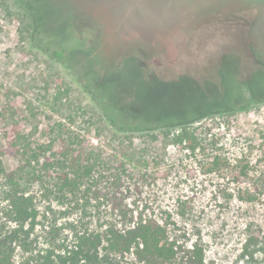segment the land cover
I'll use <instances>...</instances> for the list:
<instances>
[{
    "label": "rangeland",
    "instance_id": "374dc122",
    "mask_svg": "<svg viewBox=\"0 0 264 264\" xmlns=\"http://www.w3.org/2000/svg\"><path fill=\"white\" fill-rule=\"evenodd\" d=\"M32 1L43 35L0 0V145L8 121L41 158L94 163L59 193L55 167L34 180L43 160L5 150V168L30 179L35 249L53 225L68 237L69 226L124 231L149 219L177 252L161 264H199L195 246L202 264H264V251L243 253L249 236L259 242L249 251L264 245V0ZM1 188L0 178V225ZM100 253L102 264H145L106 242ZM29 254L17 249L15 263Z\"/></svg>",
    "mask_w": 264,
    "mask_h": 264
},
{
    "label": "trees",
    "instance_id": "16d2710c",
    "mask_svg": "<svg viewBox=\"0 0 264 264\" xmlns=\"http://www.w3.org/2000/svg\"><path fill=\"white\" fill-rule=\"evenodd\" d=\"M15 2L22 9L28 21L29 32L38 36L45 34L43 32L41 34L34 25V16L39 21L37 4L32 0H15ZM73 20H75L73 16L68 17L61 29H64L69 25L66 24ZM51 53L59 60L64 58V53L60 49L55 48ZM245 107L244 104H241L239 109ZM120 127L123 128V126ZM9 130H15V124L5 121L2 127V135L6 139V146L0 145V178L2 179L1 193L2 201L5 203L3 213L6 222L0 225V264H16L14 256L19 248L31 253L27 255L23 264H102L110 260L107 253H100V247L104 242H106L107 249L111 251L124 253L134 249L135 255L145 264L170 263L175 258L177 252L172 243L165 241L164 229L154 220L149 219L134 222L124 231L108 227L102 231L80 232L75 226H69L70 235L68 237L62 236L61 230L53 225L44 236L42 243L44 249H35L34 246L39 243L35 236L38 210L32 195L27 192L26 185L30 179L26 181L24 169L7 170L5 168L2 161L5 150H13L14 153L21 151L20 153L27 155L28 164L31 162L30 159L36 163L43 160L40 165L41 168L33 170L32 179L34 180H41L42 172L45 169L48 170L49 166L55 167L57 177L54 186L59 193L73 191L80 187L81 183L92 175L94 168L92 164L94 163L79 160L78 156L70 155L68 157L63 152L55 161H50L45 156L41 158L40 151L30 149V142L26 136L18 131L14 138L10 137ZM64 148L68 149L70 146ZM215 160H217L216 157ZM26 173L30 175V173ZM258 244L259 242L254 237L249 236L244 243L243 253L253 257L255 252L264 251L262 243L258 246L259 249L249 251L252 246ZM191 252L196 261L202 264L201 250L195 246Z\"/></svg>",
    "mask_w": 264,
    "mask_h": 264
}]
</instances>
